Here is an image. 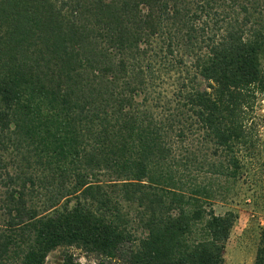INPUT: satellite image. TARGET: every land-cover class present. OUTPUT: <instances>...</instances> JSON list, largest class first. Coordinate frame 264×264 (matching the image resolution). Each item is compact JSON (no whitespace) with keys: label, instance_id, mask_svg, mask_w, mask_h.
<instances>
[{"label":"trees","instance_id":"1","mask_svg":"<svg viewBox=\"0 0 264 264\" xmlns=\"http://www.w3.org/2000/svg\"><path fill=\"white\" fill-rule=\"evenodd\" d=\"M258 94L264 0H0V264H224Z\"/></svg>","mask_w":264,"mask_h":264},{"label":"rangeland","instance_id":"2","mask_svg":"<svg viewBox=\"0 0 264 264\" xmlns=\"http://www.w3.org/2000/svg\"><path fill=\"white\" fill-rule=\"evenodd\" d=\"M252 123L255 146L244 153L239 178L224 183L213 203L217 214L233 211L237 215L225 244L224 264H253L264 230V94H258ZM120 203L123 212L135 217V205ZM131 224L134 239L141 237L143 232L137 229L138 225ZM66 254L73 257L75 264H126L123 260L98 258L73 246L52 250L44 264H62Z\"/></svg>","mask_w":264,"mask_h":264}]
</instances>
